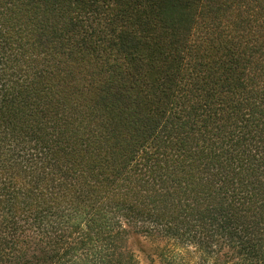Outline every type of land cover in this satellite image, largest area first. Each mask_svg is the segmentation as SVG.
I'll return each instance as SVG.
<instances>
[{
    "label": "trees",
    "instance_id": "16d2710c",
    "mask_svg": "<svg viewBox=\"0 0 264 264\" xmlns=\"http://www.w3.org/2000/svg\"><path fill=\"white\" fill-rule=\"evenodd\" d=\"M264 264V0H0V264Z\"/></svg>",
    "mask_w": 264,
    "mask_h": 264
},
{
    "label": "rangeland",
    "instance_id": "374dc122",
    "mask_svg": "<svg viewBox=\"0 0 264 264\" xmlns=\"http://www.w3.org/2000/svg\"><path fill=\"white\" fill-rule=\"evenodd\" d=\"M129 245L142 264H159L158 253L164 246L161 239L133 233L129 239Z\"/></svg>",
    "mask_w": 264,
    "mask_h": 264
}]
</instances>
